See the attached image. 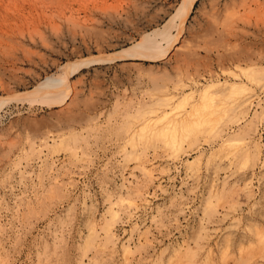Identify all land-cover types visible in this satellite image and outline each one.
Returning a JSON list of instances; mask_svg holds the SVG:
<instances>
[{
	"label": "rangeland",
	"instance_id": "obj_1",
	"mask_svg": "<svg viewBox=\"0 0 264 264\" xmlns=\"http://www.w3.org/2000/svg\"><path fill=\"white\" fill-rule=\"evenodd\" d=\"M179 2L0 0V264H264V0ZM162 113L174 143L138 135Z\"/></svg>",
	"mask_w": 264,
	"mask_h": 264
},
{
	"label": "bare ground",
	"instance_id": "obj_2",
	"mask_svg": "<svg viewBox=\"0 0 264 264\" xmlns=\"http://www.w3.org/2000/svg\"><path fill=\"white\" fill-rule=\"evenodd\" d=\"M121 1V0H120ZM194 2H195V0H180V2H179V5H178V9H177V11L175 12V14H173V15H171L170 17H169V19L167 20V23H168V21L169 22H174V20H175V18H178L179 20H180V24H183V22L185 21V19H186V17H187V15L189 14V12H190V10L192 9V6H193V4H194ZM61 3H63V2H61ZM72 4V3H71ZM112 3H110V5H111ZM114 4V3H113ZM240 4V3H239ZM238 4V5H239ZM83 5V4H82ZM90 5V4H89ZM94 5V4H93ZM92 5V6H93ZM104 5V4H103ZM116 5V4H115ZM114 5V6H115ZM86 6V5H85ZM95 6V5H94ZM106 6V5H105ZM105 6H103V7H105ZM112 6V5H111ZM75 7V6H74ZM96 7V6H95ZM251 7V6H250ZM102 8V7H101ZM109 8V7H108ZM247 8V7H246ZM252 8V7H251ZM248 9V8H247ZM103 10V9H102ZM124 10V9H123ZM225 10V9H224ZM10 11V10H9ZM81 11V10H80ZM91 11V10H90ZM105 11V10H104ZM99 12V11H98ZM84 14V13H83ZM241 14V13H240ZM81 16V15H80ZM233 17V16H232ZM213 18V17H212ZM237 18V17H236ZM218 19V18H217ZM260 19V18H259ZM258 19V20H259ZM261 20V19H260ZM66 21V20H65ZM68 21H70V20H68ZM97 21V20H96ZM231 21V20H230ZM167 23H165V26H167ZM170 23V24H171ZM233 23V22H232ZM262 23V22H261ZM75 24V23H74ZM122 24V23H121ZM71 25V24H70ZM67 26V25H66ZM164 25L162 26L161 25V28H159V29H154L153 31H152V34L150 35L149 34V36L148 35H145L146 33H144V35L142 34V36L140 37V39H139V41L135 44V42L133 43V44H135V45H133L134 47H132V49H128V47H126V49H123L122 51H124V52H122V54H126V53H128V52H130V50L131 51H138V53H139V51L140 52H144V54H146V53H149V56H151V57H153V56H155V55H153V53H155L154 51H153V49H151L152 47H155V46H152V47H150L151 45H153V43H151V42H149V44H148V47H145V45H146V43H145V41H146V39H148L150 36L152 37V36H154V37H156L155 35H158L159 36V34H160V36L159 37H162V39H164V40H166V39H169L170 38V35H168L169 33H167V32H169V31H167V29H166V31L164 30V27H165ZM179 26H181L182 27V25H179ZM81 28V27H80ZM68 29V28H67ZM91 29V28H90ZM178 29H180V27L178 28ZM79 30V29H78ZM94 30V29H93ZM163 31H165L166 33H164ZM179 31V30H178ZM73 32V31H72ZM76 32V31H75ZM180 32V31H179ZM85 33V32H84ZM89 33V32H88ZM148 33V32H147ZM163 33V34H162ZM106 34V33H105ZM232 34V33H231ZM235 34V33H234ZM80 35V34H79ZM165 35L167 36L166 38H164L165 37ZM172 35V34H171ZM2 36V35H1ZM39 36H40V34H39ZM174 36V35H173ZM221 36V35H220ZM96 37H98V36H96ZM159 37H158V39H159ZM172 37V36H171ZM1 38V37H0ZM29 38V37H28ZM39 38H41L42 39V37L40 36ZM224 38V37H223ZM153 40L154 39H156V38H152ZM157 39V40H158ZM161 39V38H160ZM44 40V39H43ZM83 40V39H82ZM164 40H162V41H164ZM159 41V40H158ZM158 41H156V43L158 42ZM47 43V41H44V43ZM169 42V41H168ZM171 42V41H170ZM169 42V43H170ZM43 43V44H44ZM45 43V44H46ZM156 43H154V44H156ZM159 43H160V41H159ZM158 43V44H159ZM44 44V45H45ZM161 44V43H160ZM17 45V44H16ZM3 46V45H2ZM12 46H14V45H12ZM18 46V45H17ZM160 46V45H159ZM162 47V46H161ZM161 47H159V48H161ZM22 48V47H21ZM25 48L26 47H24V51H25ZM23 49V48H22ZM26 50H28V49H26ZM30 50H32V49H30ZM152 50V51H151ZM1 51V50H0ZM7 51H8V49H7ZM22 52V51H21ZM31 52V51H30ZM33 52V51H32ZM160 52V51H159ZM164 52V51H163ZM180 52V51H179ZM182 52V51H181ZM34 53V52H33ZM137 53V52H136ZM176 53V52H175ZM183 53H185V51L183 52ZM182 53V55H184ZM233 53V52H232ZM122 54H120V55H114L112 58H109V57H106V58H104L103 60H109V59H114L115 57H121L122 56ZM34 55V54H33ZM136 55V54H135ZM143 55V54H142ZM158 55V54H157ZM156 55V56H157ZM178 55V54H177ZM195 55H196V52H195ZM11 56V55H10ZM26 56V55H25ZM145 56H147V54L145 55ZM191 56V55H190ZM198 56V55H197ZM235 56V55H234ZM23 57H24V55H23ZM30 57V56H29ZM205 57V56H204ZM250 57V56H249ZM28 58V57H27ZM92 58H94V57H92ZM97 58H99V57H97ZM6 59V58H5ZM251 59V58H250ZM95 60H100V59H88L87 61L86 60H81V62L80 61H77L76 63H74V64H71V66H69V65H67V66H65V64L64 65H62V67H61V71H63L62 70V68L64 69V70H68V69H71V70H75V69H78V68H80L81 66H83V65H86V64H88V63H90V62H94ZM102 60V59H101ZM206 61H207V59H206ZM1 62V61H0ZM18 63V62H17ZM68 63V62H67ZM71 63V62H70ZM3 64V63H2ZM135 66V65H134ZM164 69V68H163ZM1 71V70H0ZM150 71V70H149ZM8 72V71H7ZM6 72V73H7ZM71 72V71H70ZM151 72V71H150ZM67 73V72H66ZM72 73V72H71ZM161 74V73H160ZM52 74H50V76H45L44 77V79L43 80H41L39 83H38V85L35 87V92L37 91V90H39V91H42V92H44L45 93V97H44V95H42L43 97H44V99H46V93H52V92H54V91H58V90H60L62 87H63V85H62V83L64 82V81H57V78H56V76L54 75V77H52L51 76ZM65 76L67 75V74H64ZM164 75V74H163ZM14 76V75H13ZM58 77V76H57ZM67 77V76H66ZM66 77H65V79H66ZM1 78V77H0ZM63 78V77H62ZM60 79H61V77H60ZM157 79V78H156ZM80 81V80H79ZM157 81V80H156ZM205 82V81H204ZM2 83V82H1ZM74 84V83H73ZM204 84V83H203ZM2 85V84H1ZM5 86V85H4ZM73 86V85H72ZM1 87V86H0ZM212 87V84H208V85H202V88H201V90L199 91V95H198V101L200 102L199 104H198V102H196L195 104H193L192 105V109L191 110H189V112H188V114L184 117V119H183V121L184 120H186V119H190L191 120V122H192V126L191 127H188V128H190V130L191 131H193L194 129H196V125H198V127H199V125H201V122H204V121H207V120H209L210 121V119L212 120V118L214 117L213 116V110H214V107H210L211 106V104H210V102H211V95H210V88ZM200 88V87H199ZM187 89V88H186ZM224 89L226 90V93H227V95H229V96H234V95H236V94H239V93H243L244 92V87L243 86H241V85H237L236 83H230V84H224ZM74 90H75V88H74ZM10 91V90H9ZM30 92H32V91H30ZM38 92V91H37ZM75 92V91H74ZM73 92V93H74ZM32 93H34V92H32ZM56 94V93H55ZM181 94V93H180ZM52 95H53V93L52 94H50V95H47L48 97H52ZM76 95V94H75ZM40 96V95H39ZM166 96V95H165ZM190 97H192V94H189V93H185L184 95H183V98H182V100H188ZM70 98V97H69ZM164 99H170V95L169 96H166V97H163ZM8 99V98H7ZM251 96L249 97V96H247V97H245L244 99H243V101H242V104L243 105H247V103L248 102H251ZM47 101H48V99H46ZM45 100V101H46ZM72 100H74V99H71L70 100V102L72 101ZM159 102V101H158ZM75 103V102H74ZM156 103V102H155ZM162 103V102H161ZM160 104V103H159ZM242 104H240V105H242ZM157 105H158V103H157ZM158 107H159V105H158ZM164 107V106H163ZM205 109L206 108V110H204V111H200V109ZM148 109H149V107H148ZM171 109V108H170ZM207 109L208 110H211V113L209 112V111H207ZM67 110V109H66ZM168 110V109H167ZM172 110H173V108H172ZM114 111V110H113ZM215 111V110H214ZM77 112V111H76ZM168 112V111H167ZM197 112H199V113H197ZM145 113V112H144ZM196 113L198 114V116H196ZM63 114V113H62ZM74 114V113H73ZM77 115H79V113L77 114ZM176 115V113H174V116ZM68 116H69V114H68ZM84 116V115H83ZM153 116V115H152ZM158 116V118L157 119H155V120H151V119H145V121L144 122H142V124H141V126L140 125H137V126H140V128H139V131H141V133L140 134H138L139 136H143V137H145V136H159V137H161L162 139H164V141L165 142H170V143H174L175 142V140H176V135H177V133H178V120L174 117V118H172L171 120H168L167 119V117H168V115H167V113H162V114H158L157 115ZM181 116H184V114H182ZM181 116H180V120L183 118H181ZM213 116V117H212ZM73 117V116H72ZM211 117V118H210ZM77 118V117H76ZM153 118V117H152ZM197 118V119H196ZM210 118V119H209ZM33 119V118H32ZM82 119V118H81ZM261 119V118H260ZM94 120V119H93ZM142 120V119H141ZM174 120H176V121H174ZM194 120V121H193ZM171 123V125L169 126V124ZM212 123V122H211ZM57 126V125H56ZM189 126V125H188ZM225 130V129H224ZM133 133L134 132H136V130L135 129H132L131 130ZM42 133V132H41ZM209 138V137H208ZM63 140V139H62ZM59 142V141H58ZM134 142H135V140H134ZM65 143V142H64ZM136 144V143H135ZM140 144V143H139ZM70 149V148H69ZM67 151V150H66ZM66 156V155H65ZM50 160V159H49ZM13 169V168H12ZM128 170V169H127ZM212 201V200H211ZM219 215V214H218ZM209 230V229H208ZM144 237V236H143ZM228 239V238H227ZM228 241V240H227ZM258 249V248H257ZM108 251V250H107ZM127 255V254H126ZM123 256H125V255H123ZM254 256V255H253ZM122 257V256H121ZM179 257V256H178ZM178 259V258H177ZM85 263V262H84ZM172 263V262H171ZM170 263V264H171ZM177 263H179V262H177Z\"/></svg>",
	"mask_w": 264,
	"mask_h": 264
}]
</instances>
